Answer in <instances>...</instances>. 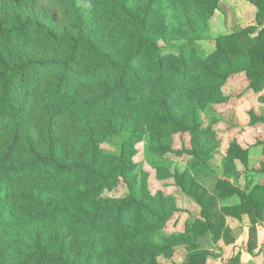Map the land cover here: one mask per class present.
<instances>
[{"label":"trees","instance_id":"1","mask_svg":"<svg viewBox=\"0 0 264 264\" xmlns=\"http://www.w3.org/2000/svg\"><path fill=\"white\" fill-rule=\"evenodd\" d=\"M249 1L259 26L207 52L221 0H0V264H165L178 247L184 264H207L200 238L231 242L227 216L264 221V184L246 193L220 178L216 196L199 183L219 168L202 113L228 99L237 75L264 91V0ZM177 134L190 135V149L174 150ZM147 135L158 178H174L202 208L183 234L158 237L178 207L136 172ZM111 139L118 153L103 149ZM168 154L188 157V170L162 165ZM247 155L234 142L223 170ZM122 184L125 196L104 195ZM233 196L241 202L221 213L219 199Z\"/></svg>","mask_w":264,"mask_h":264},{"label":"rangeland","instance_id":"2","mask_svg":"<svg viewBox=\"0 0 264 264\" xmlns=\"http://www.w3.org/2000/svg\"><path fill=\"white\" fill-rule=\"evenodd\" d=\"M258 10L249 0H221L219 11L210 21L209 33L201 42L207 52L217 48L216 39L240 32L250 26H259ZM251 81L245 75H237L229 80L224 87L227 100L202 113L205 126L213 125L216 132L218 147L213 153L219 163L216 175H210L199 181L202 188L211 195H216L218 180L226 179L241 190L249 193L255 186L264 184V175L258 174L264 164V124L252 125L254 117L264 118V91L256 95L250 88ZM236 142L248 151L247 165L240 160L236 161V172H225L222 163L231 145ZM119 139L107 140L103 143L104 150L111 153L119 152ZM148 135L137 145V155L134 162L137 164V173H148V185L153 194L162 193L176 201L178 212L161 230L158 237L183 234L194 220L200 216L202 208L197 202L186 196L174 178L160 180L153 166L156 157L149 156L147 152ZM190 135L177 134L174 136L173 148L175 151L190 149ZM159 162L172 172L184 173L189 168V158L168 154ZM127 194V186L120 185L111 192H105L107 197H123ZM217 196V195H216ZM241 202L238 196L219 199V211L232 208ZM226 225L232 231V241L224 236L219 241L214 239L211 232L200 238L199 247L209 251L211 257L207 264H227L231 259L240 256V264H264V221H256L248 212L239 215L227 216ZM256 226V235L252 237L255 242L254 253L246 249L251 238V228ZM189 259L188 250L178 247L174 257L165 264H184Z\"/></svg>","mask_w":264,"mask_h":264},{"label":"crops","instance_id":"3","mask_svg":"<svg viewBox=\"0 0 264 264\" xmlns=\"http://www.w3.org/2000/svg\"><path fill=\"white\" fill-rule=\"evenodd\" d=\"M257 94H259V93H256V95H257ZM262 100L264 101V97L262 98ZM256 117H257V116H256ZM260 118H261V117H260ZM261 119H262V121H260L259 123H260V124H264V118H261ZM259 123H258V124H259Z\"/></svg>","mask_w":264,"mask_h":264}]
</instances>
